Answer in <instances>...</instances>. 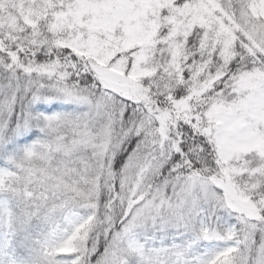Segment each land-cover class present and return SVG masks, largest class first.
<instances>
[{
  "label": "snow or ice",
  "instance_id": "6c2138e0",
  "mask_svg": "<svg viewBox=\"0 0 264 264\" xmlns=\"http://www.w3.org/2000/svg\"><path fill=\"white\" fill-rule=\"evenodd\" d=\"M0 264H264V0H0Z\"/></svg>",
  "mask_w": 264,
  "mask_h": 264
}]
</instances>
